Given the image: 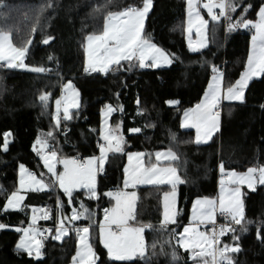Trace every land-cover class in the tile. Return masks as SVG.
<instances>
[{
  "label": "trees",
  "instance_id": "obj_1",
  "mask_svg": "<svg viewBox=\"0 0 264 264\" xmlns=\"http://www.w3.org/2000/svg\"><path fill=\"white\" fill-rule=\"evenodd\" d=\"M145 0H0V32L25 49L26 64L41 70L0 68V264H68L77 248L76 225L90 226L94 264H191V251L179 245V235L189 221L197 197L216 198L217 165L225 170L246 171L264 167V71L245 88L243 101L224 105L220 130L210 141L195 139V131L183 128V112L204 95L211 76L221 70L224 86L236 85L244 73L253 37L252 27L241 23L258 18L264 0H227V16L208 24V45L192 50L186 36L187 0H152L142 38L166 51L171 64L145 68L123 60L108 71H89L85 41L103 32L106 19L127 9L142 8ZM71 79L80 93L79 106L69 118L57 116L62 84ZM171 101H176L172 103ZM112 104V122L122 121L123 152L111 153L98 177V195L79 191L88 216L70 226L61 241L54 234L43 239L40 256L17 248L21 227L29 223L32 205H48L55 224L57 199L61 211L70 208L55 190L28 192L19 210L4 205L18 187V170L26 165L44 171L37 149L40 140L61 155L97 152L101 109ZM69 127L59 133V125ZM138 128V132L132 129ZM101 141V140H100ZM168 149L176 154L173 165L180 176L177 221L164 224L162 195L167 185L134 189L137 194L135 223L145 228L146 252L131 260H114L101 242L95 217L100 220L125 178L126 153L146 155ZM243 217L223 221L218 247H235L225 253L223 264H264V182L242 187ZM78 204V203H77Z\"/></svg>",
  "mask_w": 264,
  "mask_h": 264
},
{
  "label": "crops",
  "instance_id": "obj_2",
  "mask_svg": "<svg viewBox=\"0 0 264 264\" xmlns=\"http://www.w3.org/2000/svg\"><path fill=\"white\" fill-rule=\"evenodd\" d=\"M195 1L201 2V0ZM151 8L152 0H145L142 8L127 9L114 13L106 19L103 32L87 36L85 41L87 69L89 71L106 72L114 64L123 60L133 61L145 68L146 63H150L151 68L154 69L170 66L171 58L169 54L154 42L142 38L143 27ZM261 12H264V4L260 9L258 18ZM226 16L227 14L221 13L220 10H218L215 18H211L205 13L208 23L210 20H222ZM258 18L250 25H245V22H243L241 26L244 28L252 27L254 36V25ZM6 40L7 37L0 35V49L3 48L2 41L5 42ZM187 40L191 45V49L196 50L194 49V41H190L189 38ZM254 43L255 50H251L246 69L236 85L225 87L224 73L221 70L217 71L222 89L219 91L217 89L213 93V102L216 104L215 110L220 97V103H223V107L230 102L243 101L246 86L252 79L263 73L264 36L261 35V38L256 39ZM11 54L13 53L3 54V57L6 56V59H8L6 62L12 65L9 66L4 63L3 65L6 68H15L14 66L17 65L14 56ZM171 102L176 103V101ZM199 106H201V101L183 112L181 125L183 128L194 129L196 141L205 143L220 130L221 117L219 123L214 117L212 124L202 121L201 128H199L202 120L201 116L206 111L204 110L206 107L201 109ZM212 107L211 105L210 108ZM115 111L116 107L112 104H107L101 109V127L98 137L101 140L100 147L93 155H86L85 164L73 162L72 155L59 157L55 148L40 140L37 149L44 171L34 174L31 172V168L26 165L19 167L18 187L6 200L5 210L21 209L24 206L28 192H46L53 189L56 197L58 198L60 194H63L67 200L64 205L70 206L68 213L62 212L61 202L57 199L59 210L55 214V221L58 226L48 228L47 226L51 225L52 209L45 208L44 205H32L29 223L21 227V236L17 242L19 250L40 256L44 239L41 233L44 230L49 235L52 232L55 238L61 241L68 235L70 226L88 216L85 204L80 198L77 200L75 195L79 191H84L89 195L97 196L98 177L103 172L109 155L124 150L125 137L122 133V121L112 122ZM63 114L64 109H61L60 118L63 117ZM219 114L222 115V113ZM216 125H218V130L214 128ZM131 131L138 132L139 129L135 128ZM47 149H53L54 151L46 152ZM175 159L176 154L168 149L156 150L149 155L141 151L126 153L123 186L120 189L108 191L112 199L111 206L104 210L100 220L95 217V225L99 228L101 242L112 259L131 260L137 255H144L146 252L145 228L148 225L134 222L137 199L135 188L148 185L170 186V189L162 195V221L164 224L176 223L179 201L178 185L181 179L176 167L173 165ZM228 179H231V184L229 183L228 187H223L218 192L222 193L225 190L230 192L232 189L229 186L232 184L255 188L264 182V167L250 168L246 171H231ZM229 207V204H224L220 208L219 204L216 203L214 208V201L209 197L200 196L194 199L189 221L184 224L178 240L182 249L191 251V258H193L191 264H223L228 262V258L222 253L224 248L219 249L217 241L222 225L215 227L214 223L221 213L229 214L228 222H237L233 219L232 210ZM75 228L78 234L77 248L71 262L68 264H94L96 255L90 242V226L79 224Z\"/></svg>",
  "mask_w": 264,
  "mask_h": 264
},
{
  "label": "rangeland",
  "instance_id": "obj_3",
  "mask_svg": "<svg viewBox=\"0 0 264 264\" xmlns=\"http://www.w3.org/2000/svg\"><path fill=\"white\" fill-rule=\"evenodd\" d=\"M188 1V9H187V16H186V36L189 38L190 41H194V49L200 50L205 48L208 45V19L205 17V13L208 14L211 18H215L218 10H220L221 13L227 14V0H201L200 3L195 0H187ZM205 12V13H204ZM253 22L246 21L245 25H250ZM255 26V35L253 36V39L251 41L250 45V52L253 49L255 50V43L254 41L256 39H260L261 35L264 36V12H261V15L259 16ZM2 36L7 37V40L3 43V48L0 49V62L3 64L7 63L6 56L3 57V54H10L11 52L14 54H11L14 56L15 68L21 69V70H41L40 68L32 67L25 63L24 61V55H25V49L16 47L12 40L9 33L1 32ZM1 45V43H0ZM190 45V44H189ZM191 48V45H190ZM9 58V57H8ZM7 65H10L7 63ZM219 76H217V72H215L210 79L209 85L204 93V95L201 98V106H199L201 109L203 107H206V110L203 113V116H201L202 120L200 121L199 128H201L202 121L204 123H210L214 121L213 117L216 119V121L220 122V115L215 110V103L213 102L214 96L213 93L215 90L219 91L222 89V84L219 81ZM79 98L80 93L74 82L69 79L65 81L62 84L61 87V96L59 101L57 102V116L60 118V112L61 109H64L63 117L69 118L70 111L73 108L78 107L79 105ZM199 101V102H200ZM218 105L221 104V97L219 101H217ZM213 106L210 108V106ZM61 106V109H60ZM63 107V108H62ZM212 109V111H211ZM208 110V111H207ZM211 112V113H210ZM215 129L218 128V125L214 126ZM218 130V129H217ZM203 134V133H201ZM200 138V137H199ZM212 138V137H211ZM210 141V140H209ZM231 184V179H223L221 182L218 183V191L223 189V187H228V184ZM230 189H232L230 192L225 190L222 193L218 192L217 197L213 199L214 201V208L215 204L218 203L220 208L224 206V204H229L231 209L230 211L233 214V219L237 220L239 222L242 220L243 217V203H242V187L237 186L236 184H232L229 186ZM136 195V194H134ZM220 211V210H219ZM222 214V213H221ZM235 249V247H226L224 248V251L222 252L225 254L226 252ZM228 258V257H227ZM228 262H230V259H227Z\"/></svg>",
  "mask_w": 264,
  "mask_h": 264
},
{
  "label": "built area",
  "instance_id": "obj_4",
  "mask_svg": "<svg viewBox=\"0 0 264 264\" xmlns=\"http://www.w3.org/2000/svg\"><path fill=\"white\" fill-rule=\"evenodd\" d=\"M5 66L3 65V63L0 62V68H4ZM146 68H151V65L150 63H146ZM222 108H223V103H221L220 105H218L216 107V110L217 112L219 113H222ZM69 130V127L68 126H65V125H59V133L61 135L67 133ZM100 139L99 138H96L95 140V146L96 148H99L100 147ZM54 151L53 149H47L46 152H52ZM57 155H59V157H61V153L59 152L58 149L55 150ZM86 155L85 154H75V155H72L71 158H72V161L75 162V163H82V164H85L86 163ZM31 172L36 174V170L31 168ZM231 175V171L229 170H225L224 167H223V163L221 161L218 162V165H217V181L218 183L221 182L223 179H226V178H229ZM45 208H48V205H44ZM58 210H59V206L58 204L56 203L55 206H54V211H55V214L58 213ZM219 216H221L222 218H224V221L227 222L229 220V214L228 213H222L220 214ZM221 225H223V221H221L220 219H217L214 223V226L215 227H220ZM58 226V223L55 221V224H52V225H49L47 226L48 228H55ZM48 232L46 230H44L42 233H41V236L42 238H47L48 237Z\"/></svg>",
  "mask_w": 264,
  "mask_h": 264
}]
</instances>
